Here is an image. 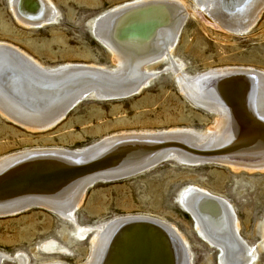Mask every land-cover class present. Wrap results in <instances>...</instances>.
Here are the masks:
<instances>
[{"label": "bare ground", "instance_id": "bare-ground-1", "mask_svg": "<svg viewBox=\"0 0 264 264\" xmlns=\"http://www.w3.org/2000/svg\"><path fill=\"white\" fill-rule=\"evenodd\" d=\"M10 1L14 16L26 27L51 23L57 13L51 0ZM195 2L221 30L234 35L247 34L264 11V0ZM186 15L179 0H139L104 11L93 21L92 35L111 53L112 69L85 64L47 68L0 42V115L26 131H48L88 97L105 101L138 94L159 75L148 67L165 59L169 66L164 72L171 69L180 93L217 118L216 127L207 132L183 128L129 132L82 149L36 148L2 157L0 180L18 166L36 163L0 181V217L42 207L74 222L94 184L126 179L168 161L187 167L217 164L235 171H264V72L232 67L194 76L184 73L172 50ZM164 144L187 151L178 146L148 149ZM115 152L111 160L102 161ZM97 162L103 164L98 172L80 174L83 167ZM52 163L76 170L62 172ZM180 204L198 235L219 251V264L254 263L257 253L241 238L228 201L194 186L181 193ZM137 222L145 226L143 234H126L125 227ZM90 231L79 229L76 234L83 240ZM90 240L93 252L86 264H110L115 259L118 264H175L174 257L178 264H191L188 244L178 230L150 217L113 219L98 227ZM15 258L18 264H29L22 254ZM8 261L12 260L0 253V264Z\"/></svg>", "mask_w": 264, "mask_h": 264}, {"label": "rangeland", "instance_id": "rangeland-1", "mask_svg": "<svg viewBox=\"0 0 264 264\" xmlns=\"http://www.w3.org/2000/svg\"><path fill=\"white\" fill-rule=\"evenodd\" d=\"M51 1L57 11L53 21L26 27L11 11V1L0 0V42L47 68L64 64L114 68L111 53L92 35L93 21L110 8L139 0ZM179 1L187 15L172 56L182 63L184 73L194 76L232 67L264 72V11L247 34L234 35L212 22L195 0ZM168 66L169 59L149 66L159 75L130 98H86L48 131L29 132L0 115V158L36 148L82 149L121 133L215 128L216 116L180 93L171 69L164 72ZM194 186L232 205L241 238L257 253L253 264H264V171H235L217 164L187 167L172 161L126 179L94 184L86 191L74 222L42 207L0 217V253L12 260L4 264H18L15 257L21 254L29 264H86L97 228L129 216L174 226L188 244L191 264H219V251L198 235L192 217L180 204L181 193ZM79 229H91L92 235L80 240Z\"/></svg>", "mask_w": 264, "mask_h": 264}, {"label": "water", "instance_id": "water-1", "mask_svg": "<svg viewBox=\"0 0 264 264\" xmlns=\"http://www.w3.org/2000/svg\"><path fill=\"white\" fill-rule=\"evenodd\" d=\"M231 110V109H230ZM168 146H178V145H174V144H167V145H162V146H160V147H154V148H148V149H151V151L152 150H157V149H159V148H167ZM179 148H182L183 150H186L187 151V149H185L184 147H181V146H178ZM148 149H142V150H144V151H146V150H148ZM154 151H152V152H154ZM194 153V152H193ZM114 154H116V152L115 153H111V154H108V156H105L103 159H102V161H104L105 159H107V160H111L112 159V156L114 155ZM199 154V153H198ZM112 155V156H111ZM71 158V157H70ZM69 159V158H68ZM71 160H79V159H77V158H71ZM48 162H50V161H48ZM34 163H36V162H28V163H25V164H23V165H21V166H18L14 171H12V172H10L11 174H8V175H6V176H4L0 181H2V180H4L5 178H9V177H11V175L13 174V172L15 173V172H17V171H19V169L20 168H23V167H28V166H31V165H34ZM51 163V162H50ZM53 165H55V163H52ZM55 166H57V167H59L58 169H59V171H65V170H69V171H71V170H76V169H74V168H68V167H70V166H67V165H60V166H58L57 164L55 165ZM84 168H86V169H84ZM99 168H103V164H101V163H98L97 162V164H95V163H93V164H90L89 166L87 165V167H83V169H82V171H79L80 172V174H83V173H87L88 174V176H90L91 174H94V173H96V172H98L99 171ZM75 174V173H74ZM140 174V173H139ZM135 175H137V174H135ZM128 176V175H127ZM118 178H121V177H118ZM27 196H31V195H27ZM133 224V226H131V228L128 226V227H125V229L127 230V232H126V234L128 233L130 236H137V235H142L143 234V230H141V229H145L146 230V228H145V226L143 225V224H141V223H132ZM134 230H136V232L134 233V234H132V231H134ZM132 234V235H131ZM110 264H118V260H114V261H110Z\"/></svg>", "mask_w": 264, "mask_h": 264}]
</instances>
